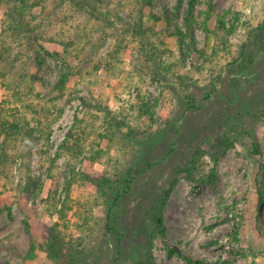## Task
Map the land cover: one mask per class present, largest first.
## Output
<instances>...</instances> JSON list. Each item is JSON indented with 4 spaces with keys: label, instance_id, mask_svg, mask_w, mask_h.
<instances>
[{
    "label": "rangeland",
    "instance_id": "1",
    "mask_svg": "<svg viewBox=\"0 0 264 264\" xmlns=\"http://www.w3.org/2000/svg\"><path fill=\"white\" fill-rule=\"evenodd\" d=\"M46 1L34 9L38 39L5 33L0 112L22 129L0 138V264H56L48 230L60 222L66 240L86 237L91 217L105 214L84 175L114 174L139 155L142 167L154 165L135 173L124 202L134 212L139 200L169 192L165 231L144 243L142 230L131 233L133 217L119 219L128 234L119 264H139L140 243L146 264H186L170 248L196 261L264 264V0H198L193 13L188 0H154L143 15L148 62L122 25L133 0H88L86 10ZM9 8L0 11V45ZM66 71L65 89H55ZM69 133L81 154L58 153ZM213 168L215 180H204ZM72 179L61 219L55 207ZM116 244L112 234L98 264H118Z\"/></svg>",
    "mask_w": 264,
    "mask_h": 264
},
{
    "label": "trees",
    "instance_id": "2",
    "mask_svg": "<svg viewBox=\"0 0 264 264\" xmlns=\"http://www.w3.org/2000/svg\"><path fill=\"white\" fill-rule=\"evenodd\" d=\"M70 4L75 7V9L86 10L87 6H89L88 0H69ZM104 0H98V2H103ZM183 0H180V2ZM48 1L46 0H0V11L2 9V5L7 3L10 8L6 12V16L4 19V28H3V37L0 45V77H6L7 72L3 66V58L6 61H11L10 56V45H8V39L10 37L18 36L19 33L25 32L35 39H38L36 33L40 27V23H37L38 15L35 14L34 9L37 6H45ZM63 1L62 3H64ZM105 2V1H104ZM134 5L131 21L123 22V27L125 28V33L127 35H131L138 41H142L144 48V57L148 62V27L144 23V11L146 7L153 8L154 0H133ZM198 4V0H188L189 5V13H193L196 5ZM213 4L210 7L213 9ZM123 5L121 4V8ZM97 9L94 7L93 11ZM109 10V9H108ZM151 16L155 19L159 20V16L150 12ZM105 15H108L106 12ZM109 16V15H108ZM101 18H98L100 20ZM118 19H121L119 16ZM109 24L116 25V22L113 20H109ZM9 33V38L6 37L5 33ZM230 32V30H228ZM178 33L181 37L186 38L188 36V32L184 33L178 27ZM35 34V35H34ZM8 38V39H7ZM185 42V39L182 40V43ZM38 61L39 67L42 66L44 59L40 52L36 51L35 53V62ZM71 72H64L59 83L55 86V89L63 91L65 89V85L69 80V75ZM8 84V83H7ZM11 85L10 83L8 84ZM192 99V98H191ZM194 103V100L191 102ZM194 107H198V105L193 104ZM145 105L141 103L139 105L140 112L144 113ZM149 112V111H148ZM61 113V111H60ZM118 127V125H117ZM22 129V124L17 121L10 122L7 118L2 116V112H0V138L2 134L8 135V133H18ZM128 134L132 137H135L138 134V130L132 129L128 132ZM73 137V133L68 134V139L63 142L60 148L61 151H76L74 153L81 154L82 149L77 148L78 145H72L70 142V138ZM148 137H151L149 135ZM149 139V138H148ZM36 141L40 140L36 137ZM225 144V143H224ZM226 148L229 146L227 144ZM4 145L0 143V149H3ZM77 148V150H75ZM100 152L93 156L92 159L96 160L97 157H100ZM171 152H169V155ZM141 156H138V160L129 161L127 159L124 164L120 163V168H116L114 174H110L109 168L105 169L101 174H85V179L90 182V185L94 187L96 202L101 201L105 205V214L104 216H94L91 219H94L92 225L87 226V236H79L78 238H73L66 240L64 233L58 229L59 223L56 222L47 233V239L45 242V250L49 258L55 262L56 264H98L101 256L106 254L107 247V238L112 234L117 236V244L115 250L114 261L119 264L120 259H123L124 250L123 245L125 239L127 238V231L120 228L118 225L120 224L119 219H125L126 217H133V228L131 229V233L136 238L142 235L143 239L145 238L144 243H148L153 241L155 237L162 235L165 231L164 226L162 225V214L163 209L168 201L169 192H162L158 196L148 200L145 202L143 200H139V207L137 209L130 212V205L127 202H124L125 196L131 193L132 186L131 184L134 181V175L137 172H140V169H145L148 167V170L154 165V163L148 162L145 167H142V161L140 160ZM90 159V158H89ZM91 160V159H90ZM218 158L215 159L217 162ZM142 167V168H141ZM29 168L31 166L29 165ZM216 177V169L213 168L209 176L204 178L207 181H214ZM72 181H68V187L66 199L62 203L61 207H55V214H57L61 219L67 216V200L70 197V189ZM56 183V178H55ZM54 183V185H55ZM58 185L55 186V190L57 191ZM149 203V204H148ZM95 222V223H94ZM86 227V226H85ZM146 232V233H145ZM109 242V240H108ZM144 243H140L143 248H140V258L139 264H146L145 259L147 255L146 248L144 247ZM101 247L99 253H94V251ZM37 249V244L34 242L31 245L29 256H33ZM171 252H177L181 258L184 259L186 264H219L218 262H208V261H196L193 260L188 255H184L180 253L175 248H170Z\"/></svg>",
    "mask_w": 264,
    "mask_h": 264
}]
</instances>
